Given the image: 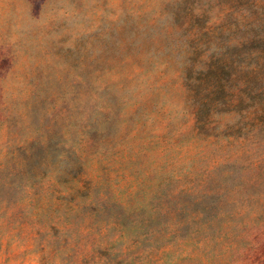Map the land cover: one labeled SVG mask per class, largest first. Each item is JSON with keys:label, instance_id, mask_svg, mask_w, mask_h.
<instances>
[{"label": "rangeland", "instance_id": "obj_1", "mask_svg": "<svg viewBox=\"0 0 264 264\" xmlns=\"http://www.w3.org/2000/svg\"><path fill=\"white\" fill-rule=\"evenodd\" d=\"M250 2L0 0V264H264V65L191 78Z\"/></svg>", "mask_w": 264, "mask_h": 264}, {"label": "trees", "instance_id": "obj_2", "mask_svg": "<svg viewBox=\"0 0 264 264\" xmlns=\"http://www.w3.org/2000/svg\"><path fill=\"white\" fill-rule=\"evenodd\" d=\"M250 4H253L255 8V10L251 12V21L249 23L250 29L246 27V24L250 19L240 22L241 24L239 27L243 28V33L241 36L233 38V40L228 42L227 47L229 50H222L215 61L210 62L209 64L204 62L206 65L205 70L207 71L204 73L203 77L197 79L190 76L193 78V80H201L200 84L207 83V87L205 86L204 89H207L208 93L215 91L220 93H225V91L228 92L230 94L228 103H235L236 101H241L243 99V97L240 95L241 89L237 88L234 92L227 88L230 86H227V84L221 82L220 72L223 69H236L237 67V70L230 71L229 78L236 80L238 79L240 81V87L241 84L245 82V80H249L245 77L239 78V74L241 73V67H246L247 65L250 66V63L247 62V58L250 57L252 53H258L260 55L261 64L264 65V48L260 47V44H264V0H251ZM205 32L208 33L209 30H205ZM255 41L259 42V48L257 50L247 49L245 44L250 42V45H252ZM191 68L194 67L190 66V69ZM246 72L249 77H252V68L247 69ZM211 95L213 94H206L207 99L211 100ZM203 97L204 95L201 99H194L196 111H200L205 107L206 98Z\"/></svg>", "mask_w": 264, "mask_h": 264}]
</instances>
